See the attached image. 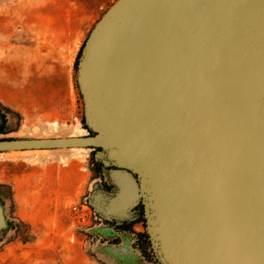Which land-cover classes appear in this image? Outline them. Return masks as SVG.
Segmentation results:
<instances>
[{
	"label": "water",
	"instance_id": "1",
	"mask_svg": "<svg viewBox=\"0 0 264 264\" xmlns=\"http://www.w3.org/2000/svg\"><path fill=\"white\" fill-rule=\"evenodd\" d=\"M77 84L93 133L0 138V151L94 149L86 202L119 223L142 203L157 264H264V0H116ZM12 121L0 106V130ZM14 228L0 189V240ZM87 231L109 262L146 263L115 226Z\"/></svg>",
	"mask_w": 264,
	"mask_h": 264
},
{
	"label": "rangeland",
	"instance_id": "2",
	"mask_svg": "<svg viewBox=\"0 0 264 264\" xmlns=\"http://www.w3.org/2000/svg\"><path fill=\"white\" fill-rule=\"evenodd\" d=\"M115 1L0 0V106L13 118L0 138L91 134L83 122L77 63L92 28ZM78 148L0 151V189L15 222L0 240V264H113L87 231L98 223L86 202L102 178L95 150ZM139 228L146 231L144 222ZM134 247L145 264H157L148 244Z\"/></svg>",
	"mask_w": 264,
	"mask_h": 264
},
{
	"label": "flooded vegetation",
	"instance_id": "3",
	"mask_svg": "<svg viewBox=\"0 0 264 264\" xmlns=\"http://www.w3.org/2000/svg\"><path fill=\"white\" fill-rule=\"evenodd\" d=\"M2 132V130H0V133ZM96 164H97V168H99L101 170V174L103 172V164L100 161L95 160ZM106 185V189H112V186L108 185L107 183H105ZM139 207V208H138ZM134 214L130 215L129 217H127L122 223H119L117 220H109V219H101V218H97L96 213L94 212V218L99 222H104L106 224H110L112 226H115V228L120 231L121 233H123V237H127V236H133V242H132V246H144L145 244L149 245V251L151 252V241L150 238L147 234V231L142 232L139 228L140 224H142V222H144V227L146 225V219L144 217V206L142 203H140L138 206L135 207L134 209ZM121 236H117L115 238H108L111 241H116L117 243H121L124 241V238ZM105 240V239H103ZM144 248V247H143Z\"/></svg>",
	"mask_w": 264,
	"mask_h": 264
},
{
	"label": "bare ground",
	"instance_id": "4",
	"mask_svg": "<svg viewBox=\"0 0 264 264\" xmlns=\"http://www.w3.org/2000/svg\"><path fill=\"white\" fill-rule=\"evenodd\" d=\"M51 126H52V125H51ZM53 126H54L55 128H58V124H54ZM63 127H64V126H63ZM64 129L68 130L66 127H65ZM77 129H78V128H77ZM77 129H76V130H77ZM71 130H72V129H71ZM74 130H75V129H73L72 131H70V129H69L68 132H71V133H72V132H74ZM56 131H57V129H56ZM78 131L80 132V130H78ZM75 132H76V131H75ZM75 132H74V133H75ZM71 133H70V134H71ZM62 135H63V134H62ZM79 148H80V147H79ZM79 148H78V149H79ZM80 149L82 150V148H80ZM38 150L49 151L50 149H36V151H38ZM74 151H75V150H74ZM82 151H84V150H82ZM85 151H86V150H85ZM30 152H31V151H30ZM60 154H61V153H60ZM66 156L69 157V155H66ZM60 157H61V158H64L65 156H61V155H60ZM65 159H68V158L65 157ZM128 200H129V197H126L125 202H128Z\"/></svg>",
	"mask_w": 264,
	"mask_h": 264
},
{
	"label": "trees",
	"instance_id": "5",
	"mask_svg": "<svg viewBox=\"0 0 264 264\" xmlns=\"http://www.w3.org/2000/svg\"><path fill=\"white\" fill-rule=\"evenodd\" d=\"M83 46H84V45H83ZM83 46H82V48H83ZM81 51H82V49H81ZM81 51H80V54H81ZM80 54H79V56H80ZM78 59H79V58H78ZM83 122H84L85 127L88 128L87 125L85 124V120H84V118H83ZM89 131H90V130H89ZM90 133H93V132L90 131Z\"/></svg>",
	"mask_w": 264,
	"mask_h": 264
}]
</instances>
